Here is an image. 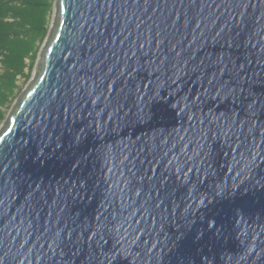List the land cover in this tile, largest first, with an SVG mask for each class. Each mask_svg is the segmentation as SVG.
<instances>
[{
  "label": "water",
  "instance_id": "95a60500",
  "mask_svg": "<svg viewBox=\"0 0 264 264\" xmlns=\"http://www.w3.org/2000/svg\"><path fill=\"white\" fill-rule=\"evenodd\" d=\"M52 17L0 126V264H264V0Z\"/></svg>",
  "mask_w": 264,
  "mask_h": 264
},
{
  "label": "trees",
  "instance_id": "16d2710c",
  "mask_svg": "<svg viewBox=\"0 0 264 264\" xmlns=\"http://www.w3.org/2000/svg\"><path fill=\"white\" fill-rule=\"evenodd\" d=\"M54 0H0V126L28 82L50 28Z\"/></svg>",
  "mask_w": 264,
  "mask_h": 264
},
{
  "label": "rangeland",
  "instance_id": "374dc122",
  "mask_svg": "<svg viewBox=\"0 0 264 264\" xmlns=\"http://www.w3.org/2000/svg\"><path fill=\"white\" fill-rule=\"evenodd\" d=\"M53 22H55V18H53L52 17V15H51V20H50V26L52 25L53 26ZM52 23V24H51ZM46 40V39H45ZM47 44V41L45 42L44 41V43L42 44V46H41V48L43 47V46H45ZM40 48V49H41ZM35 74H36V68H35V66H34V69H33V71H32V74H31V78H30V80L28 81V82H25L24 80H20V82H19V86L21 87V91L19 92V94H18V97L27 89V87H28V85H29V83H30V81L32 80V79H34V77H35ZM17 97V98H18ZM14 103V102H13ZM10 108H11V106L9 107V110H10ZM9 110H8V112H9ZM8 114V113H7Z\"/></svg>",
  "mask_w": 264,
  "mask_h": 264
}]
</instances>
